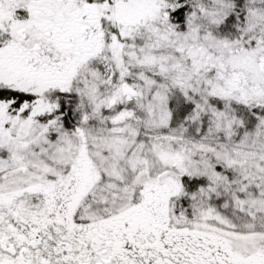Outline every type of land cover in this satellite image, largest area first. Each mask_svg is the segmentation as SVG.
<instances>
[{"label":"snow or ice","instance_id":"obj_1","mask_svg":"<svg viewBox=\"0 0 264 264\" xmlns=\"http://www.w3.org/2000/svg\"><path fill=\"white\" fill-rule=\"evenodd\" d=\"M0 264H264V0H0Z\"/></svg>","mask_w":264,"mask_h":264}]
</instances>
